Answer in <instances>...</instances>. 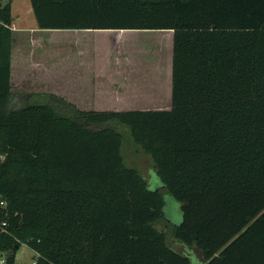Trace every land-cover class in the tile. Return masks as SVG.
Here are the masks:
<instances>
[{
    "label": "trees",
    "instance_id": "trees-1",
    "mask_svg": "<svg viewBox=\"0 0 264 264\" xmlns=\"http://www.w3.org/2000/svg\"><path fill=\"white\" fill-rule=\"evenodd\" d=\"M11 3L0 0L4 264L22 243L35 264H191L169 232L205 264H264V0H30L40 29L173 31L169 108L124 111L53 93L14 101ZM118 126L150 156L156 189L125 164Z\"/></svg>",
    "mask_w": 264,
    "mask_h": 264
},
{
    "label": "crops",
    "instance_id": "crops-1",
    "mask_svg": "<svg viewBox=\"0 0 264 264\" xmlns=\"http://www.w3.org/2000/svg\"><path fill=\"white\" fill-rule=\"evenodd\" d=\"M44 30L36 23L37 34L28 36L22 81L84 111L169 108L172 30L60 29L70 31L42 35Z\"/></svg>",
    "mask_w": 264,
    "mask_h": 264
},
{
    "label": "rangeland",
    "instance_id": "rangeland-1",
    "mask_svg": "<svg viewBox=\"0 0 264 264\" xmlns=\"http://www.w3.org/2000/svg\"><path fill=\"white\" fill-rule=\"evenodd\" d=\"M7 0H2L5 2ZM12 29L14 31L13 44H12V91L14 94V101L18 104H22V99L20 96L25 94L30 95L31 100L36 98L31 95L39 93H49L53 91H45L37 88L36 84H30V81H22L23 78V65L24 59L23 52L28 51L29 48V38L28 36L36 35L33 32V28L36 27V20L31 9L30 0H12ZM70 30H60V29H47L44 30L42 35H59ZM38 97V96H37ZM118 129L123 135L122 144V155L124 162L127 166L134 167L138 172L147 179L151 188L156 189L160 186V180L152 167V161L148 154H146L134 141H132L129 131L124 126H118ZM164 216L170 220L173 224H178L182 220V214L180 209V203L169 193L163 191ZM158 228H162L163 225H156ZM164 228V227H163ZM166 230V229H165ZM167 244L171 247L187 254L190 258L191 264H205L198 255L194 252L193 248H189L175 242L172 234L169 232L166 236ZM3 256L0 255V262ZM37 259V252L28 244L22 243L15 253V261L18 264H35ZM1 264V263H0Z\"/></svg>",
    "mask_w": 264,
    "mask_h": 264
},
{
    "label": "built area",
    "instance_id": "built-area-1",
    "mask_svg": "<svg viewBox=\"0 0 264 264\" xmlns=\"http://www.w3.org/2000/svg\"><path fill=\"white\" fill-rule=\"evenodd\" d=\"M3 224H4V223H3ZM0 263H1V264H4V259H2Z\"/></svg>",
    "mask_w": 264,
    "mask_h": 264
}]
</instances>
